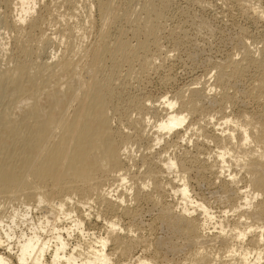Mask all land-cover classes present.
I'll return each mask as SVG.
<instances>
[{"label":"bare ground","instance_id":"6f19581e","mask_svg":"<svg viewBox=\"0 0 264 264\" xmlns=\"http://www.w3.org/2000/svg\"><path fill=\"white\" fill-rule=\"evenodd\" d=\"M39 1H0V7L2 4L5 8L3 11H7V13L3 12L0 17V28L8 31L12 38L10 50L2 48L3 51H7L4 62L9 64L12 70H18L22 64L31 67L45 51L44 48L47 45H54L56 44L54 42L59 40H63L66 44V47L62 49L64 51L58 54L59 56L50 50L53 53L49 57L56 58L55 67L52 66L45 70L47 74H44V70L34 73L33 81L35 82L33 84L36 83L34 93L27 95L24 91L27 96H23L20 100L14 96L17 98L16 102H12L16 104H14L15 107L9 111L4 109L0 113V123L3 124L0 125L5 129V133H0V264H116L117 257L122 258L121 261L124 260V264H264V36L259 38L260 47L253 50L254 52L248 51V48L244 46L245 43L242 46L240 45L242 43H238L242 54H240L242 56L240 62L215 61L211 65V69L214 70V84H209L210 88L194 87L203 76L195 79L193 77L189 85H184L185 89L181 87L182 90L176 91L177 93H173L169 98L166 97L167 95L162 96L161 103H159L161 107L157 105L156 108L152 105L153 107L148 110L146 106L143 107L144 103L140 105L141 103L137 102V98H124L126 102L122 103L120 97L126 86L119 79V71H121L120 68H124L126 79L132 76L134 79H140L153 67L156 68L153 63L154 56L160 59L159 51L164 49L159 39L162 38L161 35L166 34V32L162 34V21L167 9V0H142L141 4H138L139 7L134 5L135 0H81L84 2L82 3L84 12L86 9L90 13L91 8H96L97 18L91 15L92 13L91 16L86 13L84 21L77 20L75 24H69L67 21L70 18L73 19L72 11L76 8V1L64 0L56 3L67 7L64 9L65 12H62L63 14L59 15L56 8L51 9L50 7H47L45 12L50 18L54 15L60 16L58 23L61 24L52 25L57 26L54 30L51 25L44 27L46 25L42 20L44 11L42 16L36 15L38 12L35 13V7L39 5ZM88 1H91L93 5L86 4ZM191 1L196 3L197 0ZM245 1H250L252 4L255 2L254 5L258 6L259 13L264 9V0ZM198 2L201 3V0ZM9 5L12 6L11 9ZM42 7L45 6L42 4ZM7 9L15 10L16 14L11 20H8L9 17L6 15L9 13ZM255 10H257L256 7ZM261 15L258 14V17L264 20L263 14ZM50 18L49 22H51ZM41 26L45 29L51 27L49 28L51 31H47L50 33L46 34V30L42 31ZM174 29L168 32L170 37L164 39L169 40L170 38L173 47H176L180 46L179 41L183 40H179L180 36H178L179 41L177 40L178 31L175 36ZM76 31L79 36L76 35ZM79 32L84 36L88 32H93V42L81 43V39L77 38H80ZM75 35L78 41L74 40ZM129 39L134 40L133 45L130 44ZM161 59L163 61L167 58ZM36 65L33 64V66ZM77 65L81 66L80 70L76 69ZM28 69L31 74L30 68H27V71ZM14 70L12 74H16ZM249 71L253 73L250 83L248 82L250 86L247 89L243 88L244 91L238 95L239 99L242 95L244 100L251 101L255 109L246 110L245 101L238 99L241 108L239 107L240 109L235 113L226 114L227 105L236 102L234 92L239 90L237 84ZM33 84H31L32 88ZM5 86H14L18 93L19 90L21 92L25 89L14 76L8 77ZM215 88L216 90L219 88L220 93H215L219 95L218 97L208 94ZM231 89L235 91H230V93ZM145 99L147 98L143 100ZM44 103L47 104L46 113H44ZM120 103H125V105ZM132 111L135 112L136 119H132ZM205 111L213 112L211 114L216 116L215 119L219 122L217 124L215 121L216 126L221 127L220 129L214 128L215 125L210 122V119L208 120L209 116L206 117L208 114H205ZM94 112L98 113L99 118L97 120L96 117L95 120L98 123H94V119H91ZM110 114L121 126L133 129L135 136L141 137L144 132H147L150 136L145 135L153 142L152 146L164 142V148L169 149L170 146H176L195 138L193 143L195 150H193L196 156L194 153L190 154H194L197 160L199 159L197 156L206 149L201 148L202 145L207 142L213 143V147L216 148L214 154L210 149L215 158L212 164L207 162L211 164L209 165L211 170L206 172L213 173L215 170V175H213L215 179L212 183L217 180L213 183L216 187L212 188L209 182L208 186L212 189L208 190V195L206 193L207 197L198 200V195H196V200L190 197V185L188 187L186 183L188 181L185 178L183 179L186 181L171 178L163 184L164 180H160V174L162 176L164 172L169 173L173 169L181 173L175 171L177 174L182 176L187 174L188 177V172L190 174L189 170H191L188 163L194 161L192 159L189 162L190 158L186 157L188 150L185 152L186 155L182 153L183 156L165 157L166 152L164 151L165 155L162 152L167 148L161 151L162 154H158V162L156 161L157 156L154 157L155 161L152 160L157 162V166L153 165L155 167L150 165L151 161L147 162L151 160L150 156L147 161L146 158L141 159L140 166L144 168L142 182L136 183L131 180L128 165L131 167L133 163L132 156L129 155L132 163L124 160L128 164L123 167L125 165L123 161L121 162L120 157L113 154L109 148L112 145L121 146L127 151L136 144L134 141H139V139L134 140V136H131L133 133L129 135V132H123L121 129L112 130V126L109 125L111 120L107 116ZM146 114L154 119L152 124L149 123L148 118L145 120ZM202 122L206 126L202 125ZM207 126L210 130L206 129ZM101 138L104 140L102 141ZM210 149L208 147L207 151ZM96 151L100 153L97 152L96 155L100 156L97 157L94 154ZM120 156L122 157L123 154ZM124 157L125 155L123 159L126 158ZM107 162L112 168L111 171L106 170ZM195 162H193L194 165ZM200 164L203 165V163ZM202 165L199 166L202 167ZM190 167H192L191 164ZM128 178L132 184H129L131 187H127L133 190V196H130L135 204H139L138 202L143 201V198L155 202L158 208L157 214L151 221H157L158 225L156 222L157 226L154 223L151 225L159 228L158 231L162 233H159L160 235L149 243L147 238L143 239V233L141 234L143 241L139 238L140 236L131 235V232L134 231V234L135 230L129 226L133 227L136 222H133V225L128 223L129 226L125 228H120L115 222H110L107 223L108 227H105L104 236L93 241L86 240L88 235L83 231V219H80L74 210L66 211L65 205L79 199L75 202L77 205L87 207L94 203L100 207L104 215L105 213L112 214L119 209L126 219L134 221L138 217L137 207L134 209L131 206H123L125 201L122 194L118 197L116 195L115 198L111 194L118 187L112 183L113 181L124 182ZM175 180L180 184H177ZM129 181L126 182L130 183ZM147 186L152 187V193H146ZM165 186H168L171 192H166ZM166 193H171L170 195L177 202L163 203V195ZM210 197L218 201L216 203L221 202L219 206L224 205L226 207L224 211L227 209L232 214L234 213V218L231 221L226 218L225 221H219V224L214 221L218 226L215 228L211 226V228L213 215L209 210ZM41 210L43 213L39 217L36 214L37 218L34 219L36 216L33 215V218L32 212ZM102 212L100 213L103 215ZM88 216H90L89 213ZM148 224V228H151L150 223ZM141 226H143L142 223ZM75 232L80 239L76 240L75 234V237H72L74 240L71 241H76L71 244L69 239ZM145 240L147 244H144V249L147 254L148 252L150 254L148 257H134L135 249L143 247ZM109 243L113 246L110 252L107 250ZM144 249H142L143 252H145ZM168 253L173 257L176 255L178 257L180 253L183 254V258L181 257L180 260L176 258L177 261H174L173 257L166 259Z\"/></svg>","mask_w":264,"mask_h":264},{"label":"rangeland","instance_id":"374dc122","mask_svg":"<svg viewBox=\"0 0 264 264\" xmlns=\"http://www.w3.org/2000/svg\"><path fill=\"white\" fill-rule=\"evenodd\" d=\"M1 1V0H0ZM43 1V2H42ZM44 1H45V3L47 4H45L44 3ZM52 0H40L39 2V5H37L35 8H36V10H35V13L36 12H38V13H36V15H40V16H42V13H43V11H44V13H43V16H42V20L43 21H45V22H43V23H46V25H44V27L45 28H47L48 26H50L51 25V27H52V30H54L55 29V27H57V26H52V25H54V24H56V23H58L60 20L59 19H61L60 18V16H58V15H54V17L52 18H50L49 16H48V14L46 13L45 14V12L47 11V7H50L51 9L52 8H56L57 9V13L59 14V15H61V14H63L64 12H65V10L64 9H67V7H65L64 5H58V4H56V3H59V2H63L64 0H53L52 2H51ZM58 1V2H57ZM74 1H76L77 2V0H74ZM80 1V2H79ZM141 1L142 0H135V3H134V5L136 4L138 7H139V5L138 4H141ZM170 3H169V2ZM184 1V2H183ZM188 1V2H187ZM199 0H197L196 1V3H194V1L192 2L191 0H167V3L169 4H167V9H166V11L164 12V18H163V21H165V22H163L162 21V30H163V33L162 34H164L165 32H166V34H164V35H161V37L163 38H161V39H159V41H160V43L163 45V50H161V51H159V53L161 54H159V56H161V57H159L160 59H157L158 57L156 56V59H155V56H154V59H153V63H154V65H155V67L156 68H154L153 67V69H151L150 71H148L149 73H145L144 75H142L141 77H140V79H134V77L132 78V77H130V78H125V76H124V73H125V70H124V68H120V70L121 71H119L120 72V75H119V79L121 80V82L124 84V86H126V87H124L125 89L123 90V92H122V90H121V92L123 93H121V100H122V103L123 102H126L125 101V99L124 98H137V102H140L139 104L140 105H142L143 103V107L144 106H146L145 108H147L148 110H150L149 108L151 107H153V106H157V105H159V103H161V97L162 96H166L167 98H169V97H171L172 96V94L174 93L175 94V92L177 91H179V90H182L183 88H184V85L186 86V85H189V83L193 80V77H194V79L195 78H200L201 76H203V77H201L200 78V80L197 82V84H196V86L194 85V87H201V86H205V88H210V85L213 83L214 84V79H213V71L214 70H212L211 68V65L213 64V63H215V61L217 62L218 60H219V62L221 61V62H226V63H232V62H240L241 61V58H242V54H241V46L242 45H244V43H245V47H246V49L248 50V51H250V52H254L255 50H256V48H259L260 47V40H259V38H261L262 36H264V20H262L261 18H259L258 17V14H259V16H262L261 14H263V17H264V9H263V11H261V13H259L258 11V6H255L254 5V3L255 2H253V4L250 2V1H245V0H201V3L200 2H198ZM42 2V3H41ZM54 2V3H53ZM75 2V10H77V11H75V10H73L72 12H73V19H68L69 21H67L69 24H75V23H77V20H83L84 21V19H85V16L86 15H84V14H86L87 13V15H90L91 13V15H93V16H95V18H97L96 16H97V10H96V8L94 7V9L93 8H91L89 11H90V13H88V11L85 9V11L86 12H84V10H83V7H84V5L82 4V3H84V2H82L81 0H78V4ZM137 2V3H136ZM139 2V3H138ZM250 2V3H249ZM89 3H91V1H88L86 4H88V5H93L92 3L91 4H89ZM198 3V4H197ZM44 5L45 7H42L41 8V5ZM56 4V5H55ZM176 4V5H175ZM49 5V6H48ZM55 5V6H54ZM77 5H78V8H77ZM83 5V6H82ZM204 7H203V6ZM254 5V6H253ZM39 6V7H38ZM62 6H64V7H62ZM11 7L12 6H10L9 5V8L11 9ZM61 7H62V9H61ZM188 7H189V10H188ZM254 7V8H253ZM255 7H256V9L257 10H255ZM8 8V9H9ZM40 8H41V10H40ZM43 8H45V10L43 9ZM253 8V9H252ZM0 17L3 15L2 13L4 12V13H7V11L5 12V11H3L5 8L2 6V4H1V7H0ZM7 9V10H8ZM179 9V10H178ZM13 11H11V10H8V14H6L7 15V17H9L8 18V20H11L12 19V17H14L15 16V10L14 9H12ZM174 10V11H173ZM11 11V12H10ZM193 11V12H192ZM257 11V12H256ZM14 14H13V13ZM40 12V13H39ZM63 12V13H62ZM81 12V13H80ZM83 12V13H82ZM94 12V13H93ZM190 12H192V13H190ZM200 14H199V13ZM10 13L12 14V16L10 17ZM56 13V14H57ZM77 13V14H76ZM184 13H185V15H184ZM256 13H257V15H256ZM243 14V15H242ZM90 15V16H91ZM167 15V16H166ZM200 15V16H199ZM50 18V20H51V22H49L48 20H49V18ZM76 16V17H75ZM80 16V17H79ZM92 16V17H93ZM174 18H173V17ZM191 17V18H190ZM195 17V18H194ZM262 17V18H263ZM47 18H48V20H47ZM58 18V19H57ZM79 18V19H78ZM83 18V19H82ZM166 18V19H165ZM259 18V19H258ZM45 19V20H44ZM52 19H55V20H52ZM203 19V20H202ZM264 19V18H263ZM76 20V21H75ZM191 20H192V22H191ZM199 20H200V22H199ZM47 21V22H46ZM57 21V22H56ZM71 21V22H70ZM74 21V22H73ZM78 21V22H79ZM181 21V22H180ZM183 21V22H182ZM263 21V22H262ZM47 23H50V24H48L47 25ZM67 23V24H68ZM164 23V24H163ZM179 23V24H178ZM181 23H182V25H181ZM200 23H201V26H200ZM58 24H61V23H58ZM184 24V25H183ZM191 24H192V26H191ZM196 24H198L199 26H197ZM206 24V25H205ZM258 24V25H257ZM175 25V26H174ZM202 25H203V27H202ZM205 25V26H204ZM191 26V27H190ZM195 26H196V28H195ZM0 27H1V25H0ZM42 27V31H45V33L47 34L48 32L47 31H51V29L49 30V28H51V27H49L48 29H45L43 26H41ZM197 27H198V29H197ZM199 27H200V29H199ZM168 28H169V30H168ZM175 28V29H174ZM184 28V29H183ZM189 28V29H188ZM3 29V30H2ZM0 28V113L4 110V109H7V111H9V109L11 110V109H13V107H15V103H12V102H16L17 101V98L20 100V98H23V96H27V95H31V94H33L34 93V91H35V88H36V83L35 84H33V82H35V80L33 81V79H34V73L35 72H37V71H43V72H45L44 74H47V72L45 71V70H47L48 68H50V67H52V66H54L55 67V59L54 58H51V57H49L50 56V54L51 53H53V51L54 52H56V56L59 54L60 55V53H62L64 50H62V49H64L66 46V44H65V42L63 41V40H59V41H57V42H54V43H56V44H52L51 46L50 45H47V47H45L44 49H45V51H47V52H49V53H47V52H45V51H43L42 52V55H40V59L38 58L37 60H35L34 62L35 63H33L34 65H36V63H37V65L36 66H33V64H32V66L31 67H29L30 65H24V64H22L20 67H19V69L18 70H14V71H16V74H12V73H14L13 72V70H12V67L8 64L7 65V63L6 62H4V59H5V54L7 53V51H3V49H4V47H5V49H8V50H10V48H11V41H12V38L10 37V35H9V33H8V31L6 32L5 31V29L4 28ZM44 29V30H43ZM165 29V30H164ZM172 29H174L175 31L173 32L174 34H175V36L177 37V40H178V36H180V38L181 39H179V40H183L182 42L181 41H179V45L180 46H176V47H178V48H176V47H173L174 45H173V43L171 42V39L169 38V40H167L168 39V37H170L169 35H168V32L170 31V30H172ZM185 29H186V31H185ZM209 30V31H208ZM178 31V32H177ZM191 31V32H190ZM198 31V32H197ZM244 31V32H243ZM6 32V33H5ZM176 32H177V34H176ZM50 33V32H49ZM48 33V34H49ZM76 33H77V31H76ZM80 33V38L79 37H77L78 38V40H80L81 39V43H85V44H90V43H92L93 42V39H94V36H92L93 35V32H90L91 33V35H90V33L88 32L87 34H86V36H84V35H82L83 33H81V32H79ZM186 33V34H185ZM199 33V34H198ZM184 34V35H183ZM77 36H79V34L77 33L76 34ZM76 35L74 36V40H77L76 39ZM188 35H189V37H188ZM53 36V35H52ZM82 36V37H81ZM166 36V37H165ZM184 36H186V37H184ZM196 36V37H195ZM54 37V36H53ZM83 38V39H82ZM85 38V39H84ZM87 38V39H86ZM91 38V39H90ZM164 38H167L166 40L164 39ZM244 40H243V39ZM11 40V41H10ZM73 40V41H74ZM77 40V41H78ZM90 40H92V41H90ZM129 40H131V41H129L130 42V44L131 45H133L134 44V40H132V39H129ZM189 42H188V41ZM83 41V42H82ZM89 41V42H88ZM60 42H61V45H59L60 44ZM168 42V43H167ZM182 44H181V43ZM183 42H185V44H183ZM250 42V43H249ZM3 43V44H2ZM80 43V44H81ZM240 43H242V44H240L241 46L239 47V44ZM64 44V45H63ZM172 44V45H171ZM171 45V46H170ZM248 45V46H247ZM49 46V47H48ZM7 47H9V48H7ZM180 47V48H179ZM233 47V48H232ZM250 47V48H249ZM3 48V49H2ZM167 49V51H166V49ZM174 48V49H173ZM176 48V49H175ZM235 48V49H234ZM153 49V48H152ZM49 50V51H48ZM50 50H53V51H50ZM189 50V51H188ZM240 50V51H239ZM254 50V51H253ZM184 51V52H183ZM232 51V52H231ZM237 53H236V52ZM4 52V53H3ZM152 52L154 53L155 51L154 50H152ZM168 52V53H167ZM152 53V54H153ZM237 55H236V54ZM48 54V55H47ZM154 54H156V52L154 53ZM241 54V55H240ZM58 55V56H59ZM221 55V56H220ZM236 55V56H235ZM168 56V57H167ZM241 56V57H240ZM4 57V58H3ZM164 57H166L167 59H165V60H163L162 61V59L161 58H164ZM49 58H51V59H49ZM218 58V59H217ZM224 58V59H223ZM212 59V60H211ZM230 59V60H229ZM240 60V61H239ZM38 61V62H37ZM161 61V62H160ZM40 62V63H39ZM160 62V63H159ZM163 62V63H162ZM162 63V64H161ZM202 63V64H201ZM204 63V64H203ZM209 63V64H208ZM2 64V65H1ZM3 64H6L5 66L3 65ZM201 64V65H200ZM42 65H43V67H42ZM47 65V66H46ZM40 66V67H39ZM210 66V67H209ZM33 67V68H32ZM36 67V68H35ZM201 67V68H200ZM27 68H30V73L31 74H29V69H28V71H27ZM39 68V69H38ZM44 68V69H43ZM166 68V69H165ZM76 69L77 70H80L81 69V66L80 65H77L76 66ZM155 70V71H154ZM56 71V70H55ZM205 71V72H204ZM2 72H4L3 74H2ZM27 72V73H26ZM123 72V73H122ZM169 72V73H168ZM33 73V74H32ZM121 73H122V75H121ZM155 73V74H154ZM164 73V74H163ZM205 73H206V75H205ZM29 76H28V75ZM253 73H252V71H249V73H247V75L238 83V82H236V83H238L237 85H239V86H237V89H239V90H237V91H235L234 89H231V90H229V92L231 91V92H234V93H236V95H234L235 96V98H236V102H235V104H234V106H233V104L231 105H227L228 107H226L227 109H226V114L227 113H235L236 111H238L240 108H241V106H240V102H239V100L240 101H242V100H244V98L242 97V95L240 96V99H239V93L241 94L244 90H243V88L244 89H247V87H249L250 86V78H251V75H252ZM208 75V76H207ZM211 75H212V77H211ZM14 76V78L16 79V80H18L19 82H21V86H24V88L25 89H22L21 90V92H20V90H19V93L18 92H16L15 91V87L14 86H10V87H6L5 86V82H6V80L8 79V77H13ZM28 76V77H27ZM30 76H32V77H30ZM144 76V77H143ZM171 76V77H170ZM248 76V77H247ZM30 77V78H29ZM29 80H28V79ZM32 78V79H31ZM125 78V79H124ZM209 78V79H208ZM192 79V80H191ZM32 80V81H31ZM127 82H126V81ZM165 80V81H164ZM167 80V81H166ZM207 80V81H206ZM245 80V81H244ZM200 81H201V84H200ZM31 82V83H30ZM126 82V83H125ZM129 82V83H128ZM140 82V83H139ZM249 82V83H248ZM30 83V84H29ZM204 83V84H203ZM207 83V84H206ZM246 83V84H245ZM31 84H33V88H32V85ZM127 84H128V86H127ZM138 84V85H137ZM200 84V85H199ZM210 84V85H209ZM212 84V85H213ZM244 86H243V85ZM249 84V85H248ZM246 85V86H245ZM26 86H27V88H26ZM34 86H35V88H34ZM122 88H123V86H121ZM181 87H182V89H181ZM23 88V87H22ZM137 88V89H136ZM185 89V88H184ZM217 88H215L214 90L212 89V91H207V93L210 95V96H213V97H218L219 95H216V94H219L220 92L218 91L219 90V88H218V90H216ZM207 90H209V89H207ZM242 90V91H241ZM24 91H25V93L27 94H24ZM33 91V92H32ZM216 91H218V93L216 92ZM32 92V93H31ZM176 92V93H177ZM230 92V93H231ZM18 93V94H17ZM68 93V92H67ZM166 93V94H165ZM212 93H213V95H212ZM216 93V94H215ZM132 94V95H131ZM165 94V95H164ZM233 94V93H232ZM185 95H186V93H185ZM216 95V96H215ZM238 95V96H237ZM14 96H17V98L16 97H14ZM126 96V97H125ZM131 96V97H130ZM13 98H15V100L13 99ZM139 98V99H138ZM144 98H147V99H145V100H143ZM150 98V99H149ZM234 98V99H235ZM143 100V101H141V100ZM160 101H159V100ZM239 99V100H238ZM13 100V101H12ZM120 100V101H121ZM140 100V101H139ZM157 100H158V102H157ZM149 101L151 102L152 101V103H149ZM154 101H155V103H154ZM245 102L244 103H246L245 104V109L246 110H249V111H252L253 109H255V107H254V105H253V103H251V101H247V100H244ZM147 102V103H146ZM122 103H120L121 105H125V103L124 104H122ZM146 103V104H145ZM158 103V104H157ZM237 103V104H236ZM15 104V105H14ZM73 104H74V102H73ZM149 105V107H148V105ZM156 104V105H155ZM46 105L47 104H43V106H44V113H46V111H48V109H47V107H46ZM151 105V106H150ZM153 105V106H152ZM249 105V106H248ZM12 106V107H11ZM232 107V108H229V107ZM251 106V107H250ZM11 107V108H10ZM157 107H161L160 105L159 106H157ZM156 107V108H157ZM240 107V108H239ZM75 108V107H74ZM230 109V110H229ZM237 109V110H236ZM228 111H230V112H228ZM84 112V111H83ZM206 112V111H205ZM211 113H213V112H211L210 111V113H208V111L205 113V114H208V115H206V117H208V120L210 119V122H212V124H214L215 126H214V128L215 129H220L221 127H219V126H216V116L214 117L213 116V114H211ZM84 114H86V113H84ZM97 114L98 113H96V112H94V113H92V117H91V119L93 120V122L94 123H98V121H95L96 120V117H97ZM109 114V113H108ZM151 114V113H150ZM213 116H211V115ZM88 115V114H87ZM147 115V114H146ZM93 116L95 117V118H93ZM108 117H109V120H111L110 122H109V125H110V127L112 128V130H116V129H121V131H123V132H126V133H128L129 135L131 134V133H133V135L131 134V136L134 138V140H136L137 138L139 139V141L137 142V141H134V142H136V144L135 145H133L132 147H130L129 149H127V151H125V150H123V148H121V146H110V150L112 151V153L113 154H116L118 157H120L119 159H120V161L123 163V164H125V165H123V167H125L127 164H128V162H126V161H124V160H129L130 161V163H132L131 161H132V159L130 158V156H132V158H133V165H134V163H135V165L133 166L132 164H131V167H129V165H128V174H129V177L131 176V180H133L134 182H136V183H139V182H142V175H143V171H144V168L142 167V166H140L141 164V161L142 160H144L145 158V160L147 161V159H148V157H149V159H151V160H149V161H147V162H150L151 161V163H153V164H151L150 163V165L152 166V167H155V166H157L156 164H157V160H158V156L160 155V154H162L163 153V155H165V152H166V155H165V157H174V156H183V154L186 152V150H188V154H187V156L186 157H188V158H190L189 159V162L193 159L194 161L193 162H195V161H197V162H195V165L193 164V162L191 161L190 163H188V166H189V168H191V170H189L190 171V174H189V172H188V177H187V174L186 175H184V176H186V177H184V176H182V175H179V174H181V173H179V172H177L176 170V172L177 173H179V174H177L173 169H172V171L171 172H169L168 173V171H167V173L166 172H164V174H162V176H161V174H160V176L159 177H161L160 178V180H164L162 183L164 184V182L165 181H167V180H169V179H171L172 178V180H173V178H179V180L180 179H183V178H185L188 182H186L187 183V185H188V187H189V185H190V188H189V190L191 191L189 194H190V197H192V198H194V199H196V195H198L197 196V199L199 200L200 198H203V197H207V195H208V193L207 192H209L212 188H214V187H216V185L214 184V186H213V183L214 182H216L217 180H215L213 183H212V181L215 179V176H214V178H213V175H215V170H214V172L212 173L211 171H209V172H206V171H208V170H211V168L209 167V165L211 166V164H212V160L214 161V158H215V156H212V152H213V154H214V151H216V148L215 147H213L214 145H213V143H211V142H207L206 144L204 143L203 145H202V147L201 148H206V149H204V151H203V153L201 152L198 156H197V158H199L198 160L200 161H198L197 159H196V154H195V147H194V139L192 138V140L191 141H185V142H181L180 144H178V145H173V146H170V148L168 149V147H166V148H164L165 146H164V142H160L159 144H153L154 146H152V143L153 142H151V140H149V137H147V135H149L147 132H144V134L141 136V137H138V136H135V134H134V130L133 129H131L130 127H126L125 128V126L124 125H122L121 126V124H119L118 123V121L110 114V115H107ZM131 117H132V119H136L137 118V116H136V114H135V112H131ZM135 117V118H134ZM146 117V119L145 120H147V118L149 119V123L150 124H152V122L154 121V119L151 117V115H147V116H145ZM151 117V118H150ZM212 119H211V118ZM98 118L99 117H97V120H98ZM219 117H217V119H218ZM115 119V120H114ZM151 119V120H150ZM214 119V120H213ZM91 120V121H92ZM216 121V122H215ZM219 121V120H218ZM112 123V124H111ZM118 123V124H117ZM205 123V122H204ZM219 122H217V124H218ZM1 125H3L2 123H0ZM202 125H204V126H206L205 124H203V122L201 123ZM0 125V133L2 134V133H5V129L2 127ZM116 125V126H115ZM118 127V128H117ZM114 128V129H113ZM123 129V130H122ZM206 129L207 130H210V127L209 126H207L206 127ZM129 130V131H128ZM131 130V131H130ZM146 130L148 131V128H146ZM133 131V132H132ZM145 134H147V135H145ZM144 136V137H143ZM145 136L147 137V138H145ZM150 136V135H149ZM172 136V135H171ZM165 138H168V137H166V136H164ZM169 138H170V136H169ZM141 139V140H140ZM147 139V140H146ZM101 140L103 141L104 140V138H101ZM199 140V139H198ZM200 141V140H199ZM192 142V143H191ZM185 143V144H184ZM192 144H193V146H192ZM200 144V143H199ZM139 146V147H138ZM153 149H152V148ZM158 147V148H157ZM178 147V148H177ZM193 147V148H192ZM208 147H209V149L211 148L213 151L211 152V149L210 150H208L207 151V149H208ZM139 148V149H138ZM142 148H144V149H142ZM147 148V149H146ZM151 148V149H150ZM162 148V149H161ZM185 148V149H184ZM190 148V149H189ZM192 148V149H191ZM214 148H215V150H214ZM108 149V148H107ZM151 151H150V150ZM163 149H166V150H163ZM194 149V150H193ZM130 150V151H129ZM138 150V151H137ZM140 150V151H139ZM144 150H146V151H144ZM148 150V151H147ZM163 150V152L161 153V151ZM194 152H193V151ZM91 151H95V149H91ZM165 151V152H164ZM205 151H206V153H205ZM98 151H96L94 154L96 155V153H97ZM127 154H126V153ZM130 152V153H129ZM141 152H143V153H141ZM184 152V153H183ZM207 152H208V154H207ZM209 152H210V154H209ZM99 153V152H98ZM149 153H150V155H149ZM154 153H156L155 155H154ZM174 153V154H173ZM180 155H179V154ZM183 153V154H182ZM190 153H194L195 154V156H194V154H190ZM100 154V153H99ZM119 154V155H118ZM123 154V156L125 155V157L126 158H128V159H126L125 157V159H123V156L121 157L120 155H122ZM159 154V155H158ZM202 154V155H201ZM204 154H206L205 156H206V158H204L205 156H204ZM127 155V156H126ZM130 155V156H129ZM146 157H145V156ZM153 155V156H152ZM185 155H186V153H185ZM184 155V156H185ZM191 157H190V156ZM97 157L98 156H100V155H96ZM134 156V157H133ZM135 156H137V157H135ZM144 156V157H143ZM152 156V157H151ZM157 156V157H156ZM199 156H201V157H199ZM143 157V158H142ZM154 157H156L155 159H156V161L157 162H154L155 161V159H154ZM193 157H195V158H193ZM210 157H213V158H210ZM130 158V159H129ZM135 158V159H134ZM201 158V159H200ZM123 159V160H122ZM142 159V160H141ZM141 160V161H140ZM152 160H154V161H152ZM205 161H206V163H205ZM210 161V162H209ZM126 162V163H125ZM211 163V164H208V163ZM197 163H199V164H197ZM200 163H203V165L202 164H200ZM190 164H191V166L192 167H190ZM106 165H108V167L106 168V170H112V168H111V166L109 167V162H107V164ZM153 165H155V166H153ZM198 165V166H197ZM202 165V167H200V166ZM194 166V167H193ZM198 167H199V169H198ZM205 169H204V168ZM136 168V169H135ZM143 170H142V169ZM194 168V169H193ZM195 168H197L196 170H195ZM201 168V169H200ZM215 168V167H214ZM141 170V171H140ZM195 170V171H194ZM201 170H204V171H201ZM130 172V173H129ZM132 172V173H131ZM173 172V173H172ZM193 172V173H192ZM197 172V173H196ZM210 172H211V174H210ZM163 173V172H162ZM166 173V174H165ZM176 173V174H175ZM192 173V174H191ZM166 175V176H165ZM168 175V176H167ZM175 175H176V177H175ZM178 175V176H177ZM211 175V176H210ZM205 176V177H204ZM190 177V178H189ZM196 177H198L199 178V181H198V178H196ZM201 177H202V179H201ZM211 177H212V179H211ZM133 178V179H132ZM189 178V179H188ZM196 178V179H195ZM185 179H183V180H185ZM195 179V180H194ZM201 179V180H200ZM130 179L128 178L126 181H129ZM130 180V181H131ZM177 181H178V179H176ZM175 180V182H177ZM185 180V181H186ZM207 180V181H206ZM126 181H124V182H121V181H113L112 183L117 187L116 188V191H114V192H112L111 194L113 195V198H115V196L116 197H118V196H120L121 194H122V196L124 197V203L122 204L123 206H131V208H136V213L138 214L137 216L139 217H137L134 221L131 219H129V218H127L126 219V216H123V215H121V213H120V211H119V209L117 210V212H114V213H112V214H110V213H105V215H104V212H102V211H100L101 209H100V207L98 206V205H96V204H89V205H87V207L89 206V207H91V208H87L86 206H81V205H77L75 202L76 201H79V199L78 200H76V201H71V202H69V203H67L66 205H65V210L66 211H75L76 212V214L78 215V217L80 218V219H83V231H84V234H87L88 235V238H86V240H88V239H90V241H93V240H97L99 237H101V236H104V233H105V230H106V228L108 227L107 226V223H113V222H115V224L118 226V227H120V228H122V227H124L125 228V226H127L128 225V223H130V224H132L133 225V222H136L137 223V221H140V223H137V225H136V223H134L135 225H133V227L132 226H129L132 230H135V233L133 234V232L134 231H132L130 234L131 235H134V236H136L137 237V235L138 236H140L139 238L142 240V237H143V239H144V237H145V239L147 240V242H149V241H154L155 239H156V237H158L162 232H160V231H158L159 230V228H157V227H155V226H157L158 224H157V221H151V220H153V219H155L154 217L156 216V214H157V209L158 208H156L157 206H156V204H155V202H153L152 200H147V199H145V198H143V201L141 200L140 202H138L139 204H135L134 203V201H132V197L131 196H133V190L132 189H130V188H128L127 186H130L131 184H132V182H130V183H128V182H126ZM196 181V182H195ZM201 183V182H203L202 184H200V185H202V186H200V185H195V184H197V183ZM210 182V183H209ZM126 183V184H125ZM208 183H209V185L210 184H212V185H210V186H212V188L210 187V186H208ZM126 186H125V185ZM130 184V185H129ZM177 184H180V182H177ZM217 184V183H216ZM120 185V186H119ZM115 186H113L114 188H115ZM123 186V187H122ZM113 187H112V189H113ZM131 187V186H130ZM166 187V186H165ZM199 187H200V189H199ZM166 189V192H171L170 190H169V188H168V186L165 188ZM121 190V191H120ZM209 190V191H208ZM119 192V193H118ZM131 192V193H130ZM149 192H151L152 193V187H150V186H147L146 187V193H149ZM196 193V194H195ZM206 193H207V195H206ZM124 194V195H123ZM150 194V193H149ZM171 193H166V194H164L162 197L164 198L163 200V203L164 202H171L172 204L173 203H176L177 201H175V199L170 195ZM200 194H202V195H200ZM126 195V196H125ZM131 195V196H130ZM206 195V196H205ZM200 196V197H199ZM202 196V197H201ZM211 198V197H210ZM209 198V199H210ZM196 199V200H197ZM148 202V201H150V202H146V201ZM215 201V203H214V201ZM207 201H209L208 199H207ZM213 201V202H212ZM128 202V203H127ZM211 202H212V204H211ZM216 202H218V201H216L213 197L210 199V201L208 202L209 204H208V206H210L209 207V210H210V212L212 213V215H213V220H212V222H211V224H210V227L212 226V227H217L218 226V224H219V221L221 222V221H225V219L227 218L228 220H232L233 218H234V213L232 214L231 212H229L227 209H226V211H224L225 210V206L224 205H220L219 206V204L221 203V202H219V203H216ZM151 203H153L152 204V206L155 208V210L152 208V206H150V204ZM73 204H75V205H73ZM135 204V205H134ZM222 204V203H221ZM146 205V206H145ZM142 206V207H141ZM80 207H83V208H80ZM92 207H93V209H92ZM141 207V208H140ZM217 207V208H216ZM97 208V209H96ZM151 208V210H149ZM222 208H224V209H222ZM87 209V210H86ZM91 209V210H90ZM143 209V210H142ZM83 210H85V211H83ZM96 210V211H95ZM98 210V211H97ZM89 211V212H88ZM91 211H92V213H91ZM149 211V212H148ZM229 213H228V212ZM35 212V211H34ZM34 212H32V217H33V215L34 216H36L34 219H36L37 218V215H38V217L43 213V211L41 210V211H36L35 213ZM87 212V213H86ZM98 212V213H97ZM100 212H102L103 213V215L100 213ZM226 212H227V214H226ZM84 213H86V214H84ZM88 213L90 214V216H88ZM96 213V214H95ZM144 213V214H143ZM148 213V214H147ZM37 214V215H36ZM108 214V215H107ZM110 214V215H109ZM224 214H225V216H224ZM86 215H87V218H86ZM85 216V217H84ZM100 216V217H99ZM143 216V217H142ZM154 216V217H153ZM230 216H231V218H230ZM215 217V218H214ZM139 219V220H138ZM130 220V221H129ZM217 221V223H215V222ZM132 222V223H131ZM155 222H156V224H155ZM65 223H67V222H65ZM64 223V224H65ZM141 223L143 224V226H141ZM147 223H150V226H151V228L149 227L148 228V226H149V224L147 225ZM154 223V225H151V224H153ZM62 224V223H61ZM144 224H146V225H144ZM127 226V227H128ZM134 226L136 227L135 229H134ZM146 226V227H145ZM106 227V228H105ZM137 227H142V228H138L139 229V231H137L138 229H137ZM155 227V228H154ZM211 227V228H212ZM105 228V229H104ZM157 228V229H156ZM130 229V230H131ZM150 229H151V231H150ZM154 229V230H153ZM148 230V231H147ZM211 230H213V229H211ZM89 232V233H88ZM146 232H148V233H146ZM151 232L153 233V234H151ZM143 233V234H142ZM160 233V234H159ZM74 235H72L71 236V238L72 237H75V234H76V232L75 233H73ZM141 234H142V237H141ZM149 234H150V236H149ZM144 235V236H143ZM69 239L70 240V243L71 244H73V242H75L77 239H80V237L79 236H77V234H76V240L75 241H71V240H74V238H72V239ZM151 238V239H150ZM155 238V239H154ZM82 239H84V238H82ZM81 239V240H82ZM149 239V240H148ZM146 240L144 241L145 243H143V247H138V248H136L135 249V251H134V253H133V255H134V257H136V256H139V257H143V256H145V257H148V254H150L149 252H148V254H147V252L145 251V249H144V244H147L146 243ZM143 241V240H142ZM151 241V242H152ZM150 243V242H149ZM141 246H142V243L140 244ZM139 245V246H140ZM140 248H142V249H144V251L145 252H143V250L142 249H140ZM113 249V246L111 245V243H109L108 245H107V250H108V252H110V250H112ZM1 251V250H0ZM143 253H145V254H143ZM180 255V256H179ZM179 255H178V257H177V255H176V257L174 256H172L171 254H167V257H166V259H172V257L174 258V261H177L178 259L180 260L181 259V257L183 258V254H180L179 253ZM176 258H177V260H176ZM122 259V258H121ZM121 259H119L118 257H117V259H116V264H119L120 262H121V264H124L123 263V261L124 260H122L121 261Z\"/></svg>","mask_w":264,"mask_h":264}]
</instances>
